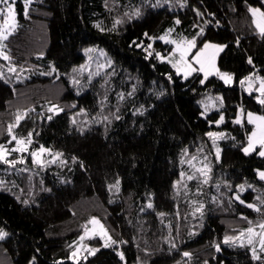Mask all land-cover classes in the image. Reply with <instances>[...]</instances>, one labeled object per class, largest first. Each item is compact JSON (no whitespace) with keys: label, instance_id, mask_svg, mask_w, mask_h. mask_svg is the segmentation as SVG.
<instances>
[{"label":"trees","instance_id":"1","mask_svg":"<svg viewBox=\"0 0 264 264\" xmlns=\"http://www.w3.org/2000/svg\"><path fill=\"white\" fill-rule=\"evenodd\" d=\"M249 5L264 10V0H32L25 17L23 2L17 3L18 28L3 42V51L9 64L25 71L19 80L0 76V144L14 145L7 126L27 109L16 134L32 131V147L44 145L62 156L42 168L34 166L30 156L12 167L0 163V227L7 233L0 240V264H264L259 248L262 259L253 260L247 244L223 242L225 235H238L248 227L259 232L264 220V182L256 176L257 169L264 170V157L256 151L243 153L252 126L245 120L233 123L237 107L243 113L264 114V106L254 98L257 93L240 86L250 72L264 76V36L251 23ZM133 9L141 14L129 19L125 13ZM117 19L122 22L113 29ZM201 27V44L207 40L226 45L217 66L233 75L232 86L216 76L201 84L199 73L183 79L168 63L154 56L146 60L142 48L130 46L134 39L146 41L145 32L159 37L172 28L173 38L191 37ZM151 43L164 55L171 49L159 39ZM85 48L96 51L85 54ZM249 56L254 65L247 62ZM107 60L111 64L88 82V72H96V64ZM86 62L82 74L72 72ZM49 63L57 73L41 75ZM71 75L81 86L70 83ZM216 94L223 104L201 116L200 100ZM104 95L101 109L98 101ZM51 104L62 111L49 112ZM141 106L142 112H136ZM81 107L86 114L76 115ZM221 112L224 121L209 124ZM101 113L120 118L88 122ZM208 131L225 134L216 141L219 161L205 135ZM185 149V159L207 157L211 171L206 183L181 181L180 172L189 171L188 164L181 163ZM117 180L119 191L110 188ZM174 181L181 183L173 188ZM237 185H244L243 191ZM236 195L261 210L241 204ZM193 200L204 204L202 216L193 214ZM91 217L125 243L105 248L100 238H89L86 243L98 251L87 260L84 252L73 262L67 259L69 246L74 247ZM185 251L191 256L184 257Z\"/></svg>","mask_w":264,"mask_h":264},{"label":"snow or ice","instance_id":"2","mask_svg":"<svg viewBox=\"0 0 264 264\" xmlns=\"http://www.w3.org/2000/svg\"><path fill=\"white\" fill-rule=\"evenodd\" d=\"M32 0H23L24 4V15L25 17L28 16L29 13V7ZM16 0H0V5H3V7H0V16H2V22H0V57H2L4 60H10V57L3 51L4 48V41L9 38L18 28V13L16 10ZM248 12L251 14V23L255 26V29L257 30L258 34L261 36H264V10H261V8L248 6L247 8ZM141 13L139 9H133L131 13H125V15L131 19L132 17L139 16ZM197 15H200L199 12H197ZM122 21L117 19L115 20L113 24V29H115L117 24H120ZM180 20L176 19L175 24H179ZM207 23V21L205 22ZM219 21H217V24ZM98 26V25H97ZM99 27V26H98ZM195 27V25H194ZM104 29H101L103 31ZM173 31L172 28L166 29L162 35L159 37L150 36L147 32H145L143 35L146 38L145 40H133L131 42L132 47L136 48H142V50L145 52V59L147 60L149 57L154 56L156 60L161 62H167L172 69L175 70L177 75L181 76L184 79H187L189 76H191L193 73H202L203 78L200 79V83L204 84L205 80L208 78L209 75L215 71V73L220 77V79L223 80V82L228 85L231 84L233 81V75L228 72H220L219 69L216 68L215 59L217 54L226 47L224 44L219 43H212L211 41H203L201 44L199 42V37H201L204 33V28L201 27L200 30L191 37H185L183 35H180L176 38H173L170 33ZM156 39H159L160 41H163L165 44L171 45L170 51H168L167 55L162 54L159 51H156L153 48V43L151 41H154ZM237 44H239V40L236 41ZM96 51L94 48H85L84 52L85 54H89L91 52ZM100 54L103 56V50H100ZM38 55L42 56L43 53H39ZM91 60V57L89 58V62ZM89 62H86L85 64H81L78 66V68H73L72 72L76 75L82 74L84 71L87 70ZM247 62L250 65H254L253 58L249 56L247 58ZM111 64V60H107L105 63H97L96 64V72H88L87 81L91 82L94 75H100V72ZM9 72H16V68L12 65H9L8 68ZM21 72L25 71L24 68L20 69ZM57 69L54 65L49 63V70L47 72H41V75H53L54 73H57ZM76 75L69 76V81L73 85L81 86V80L76 78ZM110 75V73L105 74ZM167 75V73L165 74ZM17 78H19V74H17ZM168 79L171 81L172 77L168 76ZM104 84L107 85L108 81L105 79ZM258 84V86H256ZM87 86V84L83 85ZM240 86L243 88L245 92H248L249 94L255 92L257 95L254 97L255 100L262 106H264V76H260L257 74H254L253 72H250L248 75L244 76L240 80ZM80 88H77V94H79ZM132 93H128V95H131ZM117 97L120 100L124 99L123 93H117ZM220 101V104H223V98H218ZM107 100V95H104L103 100H99L98 103L100 104L101 109L104 107V102ZM75 106V105H73ZM202 107L204 108V111L200 113L201 116H204L206 112L209 109L208 104H203ZM143 106L136 109V112H142ZM27 109L24 110L23 113H17L15 117V121L13 123H9L7 126V135L9 137V143L14 141V145L11 148H6L4 144H0V163L6 164L9 167L14 166L17 163H24L23 156H19L17 159H9L8 157L12 155L13 153H30L32 164L34 166H40L41 168L45 166L49 161L47 160L46 154L51 155L52 160L55 161L59 157L62 156V153L55 152L53 153L51 148L45 147L44 145H40L39 148H31L30 145L33 143V135L34 133L32 131H29L26 136L17 135L14 129L19 125L20 121L24 119V116L27 113ZM48 111L55 114L62 109L58 107L55 104H51L48 108ZM80 114H86V109L81 107L79 109ZM243 114V108L237 107L235 118L233 120V123L240 124L241 123V117ZM110 117H115V119H119V115L116 113H109V115H103L101 113L98 117L93 116L91 117L90 123H100L101 121L108 122L110 120ZM48 119H52V116H48ZM225 119L224 113L221 112L219 114V118L215 120H210L209 124H216L220 125ZM247 122L250 125H253L252 131L247 134V144L242 147V151L245 153V155L256 151V154L260 157H264V115H258L252 111L247 112ZM73 124H76L77 121L75 119L72 120ZM86 126V125H85ZM81 131L83 129H80ZM209 138L212 140L213 149L216 153V159L217 161L220 160V148L217 146L216 141L222 137L225 136L223 132H214V131H208L205 133ZM257 146L258 151H257ZM202 151V150H201ZM184 155L181 157V163H187L189 166V171H181L180 177L181 181H183L185 178L187 180H193L197 179L200 181V183H206L209 178V172L211 171L210 163L208 162L207 157H203L202 159L198 158L196 155H193L189 159H185L187 156V150H183ZM73 161L77 159V157H72ZM60 163L63 164L64 161L60 160ZM81 167H83V164L81 163ZM17 171H27V169L23 170H17ZM257 175L260 180L264 181V170L257 169L256 170ZM181 181H174L173 182V188L177 187V184L181 183ZM4 182L0 180V186H3ZM111 187H115L117 191H119V180L116 181L115 185H110ZM250 187V186H249ZM237 189L239 191H243L244 185H237ZM199 187L197 188V192L199 193ZM236 200H239L241 204H246V206L250 209H253L255 211H260L261 209L257 207L254 203H247L246 201L240 199L239 195H236L234 197ZM215 199V197L213 198ZM25 204L28 203L27 200L24 201ZM191 205H193V214L200 213V215H203V208L204 204L202 202L198 201H190ZM261 204H264V199L260 200ZM147 207L151 208L152 204L149 203ZM143 211V209H142ZM158 215H163V213H158ZM243 218V217H242ZM251 223V222H249ZM88 224H91L93 227L89 229L87 226H84V232L83 234L78 237V239L82 242L86 236L92 235V234H98L100 238L103 240V247L107 248L112 245H119L122 243H125V241H118L113 239L109 234L107 229L100 223V221L96 217H91L88 221ZM260 231L257 232L254 230L253 227H248L247 229L241 231L238 235H225L223 238V242L225 244L230 243H238L241 247H244L245 244H247L249 247V250L251 251L252 259L253 260H261L262 257L257 254V248H259V251L261 253H264V220L260 221L258 225ZM5 235H7L4 231L0 230V239H2ZM172 248H175L176 245L169 241ZM75 247L73 248L71 245L69 246L72 250L70 251L69 255L67 256V259L76 262L81 259L82 253L86 252L87 255H83V259L87 260L88 256L94 255L98 249L91 247L89 245L76 244V241L73 242ZM213 247H215L216 251H220V246L218 244H213ZM116 254L120 257L121 260L124 259L123 252H120L118 249L116 250ZM184 257H190V252H183L182 254ZM31 264V261L29 262ZM204 264H208L207 261L204 262Z\"/></svg>","mask_w":264,"mask_h":264},{"label":"rangeland","instance_id":"3","mask_svg":"<svg viewBox=\"0 0 264 264\" xmlns=\"http://www.w3.org/2000/svg\"><path fill=\"white\" fill-rule=\"evenodd\" d=\"M19 1H21V2H23V0H16V4H15V6H17V3L19 2ZM0 7H3V5H0ZM258 8V7H257ZM0 22H2V16H0ZM171 35V34H170ZM172 36V35H171ZM173 37V36H172ZM163 42V41H162ZM223 50V49H222ZM222 50L217 54V56H216V59H215V64H216V68L217 69H219L218 68V66H217V60H218V56H219V54L222 52ZM0 60H2L1 62H0V76L2 77V78H5V77H11L12 79H14V80H19L20 79V77L22 76L21 74V72L19 71V70H17V68L14 66V65H12V64H9L6 60H4L2 57H0ZM167 63V62H166ZM9 65H12V66H14L15 68H16V72H9L8 71V68H9ZM174 70V69H173ZM175 71V70H174ZM220 72H226V71H221V70H219ZM229 73V72H228ZM17 74H19V78H17ZM177 74V73H176ZM195 73H193L191 76H193ZM200 75H201V78H203V74L202 73H199ZM191 76H189V77H191ZM211 76H216L219 80H221L222 81V83L224 84V85H226L224 82H223V80L222 79H220V77L215 73V71H213V73L211 74V75H209L208 76V78L209 77H211ZM188 77V78H189ZM184 79V78H183ZM232 84H233V81H232V83L231 84H228V85H226V86H232ZM256 86H258V84L256 85ZM246 93H248V92H246ZM253 93H255V92H253ZM218 98H220L219 97V95H206L205 97H203L202 98V100H200V105H201V107H202V105L203 104H208L209 105V109H208V111L207 112H209V110L210 109H217V108H219V106H220V101H219V99ZM202 109L204 110V108L202 107ZM258 115H264V114H258ZM243 120H245L246 121V123H248L247 122V113H243L242 114V117H241V123L242 122H244ZM252 126V128H253V125H251ZM30 147L31 148H33V149H35V147H32L31 145H30ZM258 147L259 146H257V151H258ZM6 148H11V147H6ZM255 152V151H254ZM244 153V152H243ZM251 153H253V152H251ZM251 153H249V154H251ZM20 154V153H19ZM245 154V153H244ZM22 156H23V160H26L29 156L31 157V155H30V153H23V154H21ZM259 156V155H258ZM46 157H47V160L48 161H53L52 160V157H51V155H48V154H46ZM256 176H257V178L259 179V177H258V175H257V172H256ZM260 180V179H259ZM262 181V180H261ZM264 182V181H263ZM93 226L91 225V224H89V226H88V228L89 229H91ZM0 230H2V231H4L1 227H0ZM5 232V231H4ZM83 232H84V230H83ZM83 232L80 234V236L83 234ZM6 233V232H5ZM7 234V233H6ZM79 236V237H80ZM6 237V235L2 238V239H4ZM92 237H98V238H100V236L98 235V234H92V235H89V236H86L85 238H84V240L81 242L79 239H77V241H76V244H81V243H83L84 245H88L87 243H86V240H88L89 238H92ZM2 239H0V240H2ZM101 239V238H100ZM102 240V239H101ZM102 242H103V240H102ZM74 247H75V245H74ZM73 247V248H74ZM84 253V252H83ZM83 253H82V255H83Z\"/></svg>","mask_w":264,"mask_h":264}]
</instances>
